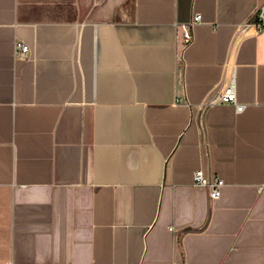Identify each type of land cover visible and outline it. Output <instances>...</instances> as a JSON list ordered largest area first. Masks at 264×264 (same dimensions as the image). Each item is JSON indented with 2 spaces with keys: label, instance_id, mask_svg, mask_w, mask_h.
<instances>
[{
  "label": "crops",
  "instance_id": "0c3cea01",
  "mask_svg": "<svg viewBox=\"0 0 264 264\" xmlns=\"http://www.w3.org/2000/svg\"><path fill=\"white\" fill-rule=\"evenodd\" d=\"M263 5L0 0V264H264Z\"/></svg>",
  "mask_w": 264,
  "mask_h": 264
},
{
  "label": "built area",
  "instance_id": "2783aa9c",
  "mask_svg": "<svg viewBox=\"0 0 264 264\" xmlns=\"http://www.w3.org/2000/svg\"><path fill=\"white\" fill-rule=\"evenodd\" d=\"M260 22L264 21V5L261 8L260 13L257 15ZM201 21V15L197 14L193 21L192 25ZM186 42L189 43L192 40V35L190 32H186L185 34ZM15 52L16 55H28L29 47L24 43L18 42L15 45ZM220 101L223 103H230L232 104L238 112H242L245 109V105L238 102L236 87L235 84L232 82L229 86H227L224 91L218 95L216 101ZM194 184L198 187H204L208 189L210 199H217L221 196L222 189L225 186V182L220 177L214 176L210 177L205 173L204 170H198L194 174Z\"/></svg>",
  "mask_w": 264,
  "mask_h": 264
},
{
  "label": "trees",
  "instance_id": "16d2710c",
  "mask_svg": "<svg viewBox=\"0 0 264 264\" xmlns=\"http://www.w3.org/2000/svg\"><path fill=\"white\" fill-rule=\"evenodd\" d=\"M209 214H210V212L208 213V218H209Z\"/></svg>",
  "mask_w": 264,
  "mask_h": 264
}]
</instances>
